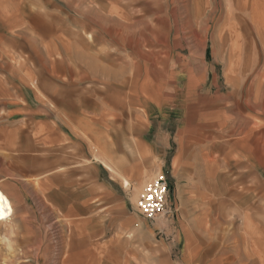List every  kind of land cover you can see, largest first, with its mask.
Segmentation results:
<instances>
[{"label":"crops","instance_id":"crops-1","mask_svg":"<svg viewBox=\"0 0 264 264\" xmlns=\"http://www.w3.org/2000/svg\"><path fill=\"white\" fill-rule=\"evenodd\" d=\"M0 116L17 226H34L31 187L58 226L92 229V264H264V0H0ZM145 163L170 183V212L149 222ZM123 237L147 250H104Z\"/></svg>","mask_w":264,"mask_h":264},{"label":"rangeland","instance_id":"rangeland-1","mask_svg":"<svg viewBox=\"0 0 264 264\" xmlns=\"http://www.w3.org/2000/svg\"><path fill=\"white\" fill-rule=\"evenodd\" d=\"M80 10H82V7L80 8ZM227 22V20L221 19V17H219L218 19H215L213 21H204L203 24L207 23L206 26L208 27L209 25H212V29L213 31H215L218 27L220 29L226 28ZM198 23L199 21H187L188 29H190L189 31H192V28L194 26L197 27ZM205 41L206 38L203 39V44L205 43ZM108 102L113 104L115 102L114 98H110ZM131 107L132 105L130 98L124 97V146L122 147V156L126 161H132L136 154V150L129 146L130 140L133 139V133L128 130L131 121V117L129 115V111L132 109ZM2 120H4V116H0V121ZM110 138L108 139V141L111 140ZM98 141L99 140H95L93 138L90 140L91 151L92 155L94 156H98V152L100 150ZM111 148L113 150L114 146H112ZM1 155H3L2 150H0V157ZM141 166L145 167V169H151L155 171L153 172L152 176L148 177H152L149 181L156 179L161 175V172H159L160 165L157 163L151 165L145 163L141 164ZM2 168L3 160L0 159V172L2 171ZM137 189V182L134 179H131L130 185L125 188V193H127L131 197L134 192L137 191ZM143 189L144 187L139 190V195L143 191ZM27 192L28 194L24 197L22 203L28 210V217L32 221L34 226H17V222L15 220L16 215L13 216L11 228L5 224H0V264H62L64 257L67 256L69 260L73 259V261H75V264H92V262L89 260V257L93 254V250L97 252V250L92 246L98 247V244L96 243L90 244L91 241L96 240V238H92L89 234L92 229H67L58 226L57 224L59 223L54 220L60 221L62 219V213L60 211L59 215L61 217H58V212H54V208L50 206L51 204L47 203V198L50 200V198L52 199V197H44L43 202L41 200L42 197L38 196L33 188L29 187L27 189ZM139 195L137 197V200L139 198ZM63 199V196H58V200L60 203ZM131 203L132 204L130 205V210L134 211L135 209L133 206L137 203V201L136 203ZM55 217H57V219H54ZM140 217L144 218V220L147 221V219L141 214ZM124 237L112 242L111 244H107L108 247L105 246V248L107 249L104 250H107L108 252H114L121 249L122 253L124 254H126L127 251L131 252V249H134L135 253L138 249H140L141 251L147 250L143 245H140L139 248H135L133 246L134 244L130 243L129 239H126ZM99 250L100 248L98 249V251ZM132 257L133 258L131 259L132 261H130V264H138L140 262V260L136 259V255H132ZM109 261L115 263L114 260L108 259L101 260L100 263L108 264Z\"/></svg>","mask_w":264,"mask_h":264},{"label":"built area","instance_id":"built-area-1","mask_svg":"<svg viewBox=\"0 0 264 264\" xmlns=\"http://www.w3.org/2000/svg\"><path fill=\"white\" fill-rule=\"evenodd\" d=\"M170 183L165 174L149 181L137 200L138 212L149 221H154L160 214L169 213L167 209Z\"/></svg>","mask_w":264,"mask_h":264},{"label":"bare ground","instance_id":"bare-ground-1","mask_svg":"<svg viewBox=\"0 0 264 264\" xmlns=\"http://www.w3.org/2000/svg\"><path fill=\"white\" fill-rule=\"evenodd\" d=\"M13 215H14L13 204L10 198L8 197V195H6L4 191L0 188V224H7L12 219Z\"/></svg>","mask_w":264,"mask_h":264}]
</instances>
